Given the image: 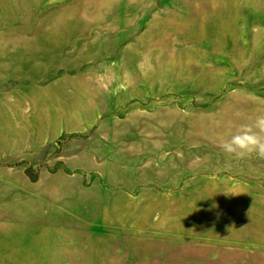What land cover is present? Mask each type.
Masks as SVG:
<instances>
[{
  "label": "rangeland",
  "instance_id": "1",
  "mask_svg": "<svg viewBox=\"0 0 264 264\" xmlns=\"http://www.w3.org/2000/svg\"><path fill=\"white\" fill-rule=\"evenodd\" d=\"M264 0H0V264H264Z\"/></svg>",
  "mask_w": 264,
  "mask_h": 264
},
{
  "label": "clouds",
  "instance_id": "2",
  "mask_svg": "<svg viewBox=\"0 0 264 264\" xmlns=\"http://www.w3.org/2000/svg\"><path fill=\"white\" fill-rule=\"evenodd\" d=\"M221 149L237 158L255 154L264 159V114L258 115L251 123L242 124L237 132L223 141Z\"/></svg>",
  "mask_w": 264,
  "mask_h": 264
}]
</instances>
